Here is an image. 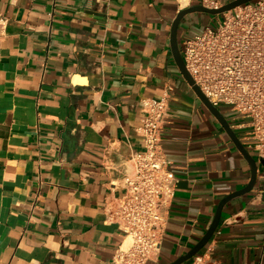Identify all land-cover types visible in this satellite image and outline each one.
Returning <instances> with one entry per match:
<instances>
[{
    "label": "crops",
    "instance_id": "0c3cea01",
    "mask_svg": "<svg viewBox=\"0 0 264 264\" xmlns=\"http://www.w3.org/2000/svg\"><path fill=\"white\" fill-rule=\"evenodd\" d=\"M233 1L0 0V264L114 261L125 235L106 222L105 207L123 195L131 155L144 149L142 100L167 90L163 148L180 181L161 250L147 264H171L201 240L252 166L184 77L171 31L185 8ZM208 15L183 19L181 49L196 23L223 19ZM217 108L258 176L224 206L204 249L215 264H264V164L249 119Z\"/></svg>",
    "mask_w": 264,
    "mask_h": 264
},
{
    "label": "built area",
    "instance_id": "2783aa9c",
    "mask_svg": "<svg viewBox=\"0 0 264 264\" xmlns=\"http://www.w3.org/2000/svg\"><path fill=\"white\" fill-rule=\"evenodd\" d=\"M182 54L195 84L215 107L230 106L249 119L251 146L264 159V0L227 11L217 26L186 38ZM170 100V90L159 99L142 100L144 149L131 155L120 184L123 195L105 207L106 222L125 235L111 264H147L161 250L180 181L163 148ZM211 251L203 249L189 264H215Z\"/></svg>",
    "mask_w": 264,
    "mask_h": 264
},
{
    "label": "water",
    "instance_id": "95a60500",
    "mask_svg": "<svg viewBox=\"0 0 264 264\" xmlns=\"http://www.w3.org/2000/svg\"><path fill=\"white\" fill-rule=\"evenodd\" d=\"M254 0H235L233 2H230L228 4L219 6V7H209L205 5L204 3L190 6L188 8L183 9L182 11L179 12L175 20L173 21L172 25V31H171V44H172V51L174 58L183 73L184 77L186 80L189 82V84L194 88L196 91V94L199 96V98L202 100V102L210 109V111L218 118V120L223 124V126L226 128L228 133L231 135L233 138L234 142L237 144L238 148L241 150V152L244 154V156L247 158V160L250 162L252 166V177L249 182V184L242 190H239L237 192H234L233 194L227 196L224 198L217 209L216 215L214 217V220L206 232V234L201 238V240L185 255H182L179 257L177 260L173 261L171 264H185L186 262L190 261L194 256H196L198 253H200L210 242L212 237L214 236L215 232L217 231V228L220 224V221L222 219V212L224 206L233 198L243 195L249 191H251L257 181V176H258V164L256 159L253 157V155L244 147V145L241 143L233 129L231 128L230 124L228 121L225 119L221 111L215 107L210 100L206 97V95L202 92V90L195 84V81L191 74L189 73L184 57L182 54V49L180 48L179 44V30L181 23L183 19L192 13H198V12H205L211 15H222L226 13L227 11H230L238 6H241L243 4L249 3ZM262 163L264 164V159H262Z\"/></svg>",
    "mask_w": 264,
    "mask_h": 264
},
{
    "label": "rangeland",
    "instance_id": "374dc122",
    "mask_svg": "<svg viewBox=\"0 0 264 264\" xmlns=\"http://www.w3.org/2000/svg\"><path fill=\"white\" fill-rule=\"evenodd\" d=\"M210 18H215V17H218V16H220V15H211V14H209L208 15ZM209 26V25H212V24H209V22L207 23V24H204L202 21L201 22H198V23H196V33H200V32H202L203 31V29L204 28H206L207 26ZM218 25V22H214V24L212 25L213 27H215V26H217ZM185 37H191V35H188V36H185ZM185 37H183V38H185ZM183 41H182V39H181V43H182Z\"/></svg>",
    "mask_w": 264,
    "mask_h": 264
},
{
    "label": "bare ground",
    "instance_id": "6f19581e",
    "mask_svg": "<svg viewBox=\"0 0 264 264\" xmlns=\"http://www.w3.org/2000/svg\"><path fill=\"white\" fill-rule=\"evenodd\" d=\"M189 0H182L183 4L188 3ZM130 241H127V243L124 245V248H126L129 245Z\"/></svg>",
    "mask_w": 264,
    "mask_h": 264
}]
</instances>
